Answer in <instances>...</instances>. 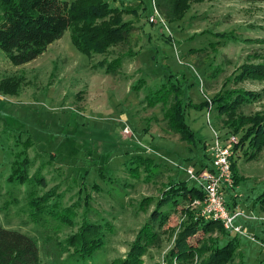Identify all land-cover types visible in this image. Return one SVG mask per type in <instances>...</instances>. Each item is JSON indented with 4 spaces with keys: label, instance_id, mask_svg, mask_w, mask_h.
Wrapping results in <instances>:
<instances>
[{
    "label": "rangeland",
    "instance_id": "1",
    "mask_svg": "<svg viewBox=\"0 0 264 264\" xmlns=\"http://www.w3.org/2000/svg\"><path fill=\"white\" fill-rule=\"evenodd\" d=\"M105 1L126 9L121 20L132 23L127 41L106 54L81 52L69 29L21 66L0 51V222L35 241L41 264L122 261L159 202L162 225L154 241L142 242L140 264H167L179 235L206 219L209 202L172 188L197 186L187 170L200 177L201 165L213 168L215 135L222 143L255 136L264 121V0ZM175 80L186 88L189 143L167 118L175 99L162 96ZM238 91L251 101L225 112L211 102ZM263 138L258 150L235 154L236 177L231 167L230 185L221 188L243 234L215 221L212 231L188 239L195 249L186 264L229 243L223 264H264ZM83 225L95 228L102 247L70 245Z\"/></svg>",
    "mask_w": 264,
    "mask_h": 264
},
{
    "label": "trees",
    "instance_id": "2",
    "mask_svg": "<svg viewBox=\"0 0 264 264\" xmlns=\"http://www.w3.org/2000/svg\"><path fill=\"white\" fill-rule=\"evenodd\" d=\"M119 8L111 7L105 0H74L71 3L65 0H0V51L11 65L21 66L45 53L48 46L59 40L63 33L69 29L74 44L81 52L88 55L106 54L110 47L126 42L127 35L131 31V21L121 20L123 13H129L126 9ZM130 13L137 15L136 10H132ZM117 60H112L110 65L116 63ZM114 67L117 66L114 65ZM259 68L263 69L264 67L259 65ZM258 72L262 73L261 71ZM184 89H186L185 86L183 84L181 86L175 80L169 89L162 91V96L165 100L175 99L176 102L171 106L174 114L167 113V118L170 122L171 116L176 133L181 140L189 143L195 139V135L185 122V114L182 109L185 99ZM251 99V94L238 91L232 92V94L228 93L226 97H216L211 102L214 105L217 104L216 109L219 112H225L242 106ZM186 105H189L187 98ZM199 108L200 106L197 107V109ZM257 124L255 125L257 131L255 136L251 132H241L242 137L234 146V153L245 147L256 150L260 148L259 145L257 146V141L261 136L264 137V121ZM233 128L232 133L237 134L239 130L237 131L235 126ZM250 154L249 158L246 159H252L253 151ZM248 155V152H243L244 157ZM231 167L232 176L236 177L235 160L232 161ZM204 169L209 170L206 165H201L198 171ZM25 179L27 177L23 181ZM172 190L180 191L179 193L184 197L202 198L203 196L199 187L188 186L185 182H177L176 187H173ZM51 196L48 194L40 199L48 200ZM232 197H230V201ZM258 201H260V205L264 203V190L258 197ZM159 204L153 210L150 220L138 232L135 241L129 245V252H127L126 257L122 261H114L115 264H140L142 262L141 257L145 252L144 244L154 241L155 228L162 225L157 219L161 218V208L165 203ZM233 205L235 206L234 202ZM216 225L215 221L204 219L197 221L192 228L185 229L177 238L174 248L168 256L167 264H172V260L178 264H186L192 261L189 258L195 249V245H191L188 239L199 231L207 234ZM94 233V227L83 225L79 232L70 238L69 243L75 250L78 248L88 249L82 246L91 244L93 248H100L103 246V242L97 238V233L95 235ZM203 244L202 239L198 241L197 246H203ZM230 245L231 243L224 247H215L214 245L211 249L206 247L205 252H208V256L203 259L201 264H223L231 253ZM0 264H41L37 244L31 237L20 231L4 228L0 222Z\"/></svg>",
    "mask_w": 264,
    "mask_h": 264
},
{
    "label": "built area",
    "instance_id": "3",
    "mask_svg": "<svg viewBox=\"0 0 264 264\" xmlns=\"http://www.w3.org/2000/svg\"><path fill=\"white\" fill-rule=\"evenodd\" d=\"M220 137L215 135L213 137L214 143L211 142L213 146L210 149V154L213 168L203 172L200 177L193 170H187L186 173L202 190L206 201H209L207 209L202 211L205 218L221 222L225 229L241 235L244 231L241 226L234 223L240 213L232 214L224 209L221 195V188L230 185V168L236 154L233 152V148L238 144V140L236 136H228L222 143Z\"/></svg>",
    "mask_w": 264,
    "mask_h": 264
}]
</instances>
